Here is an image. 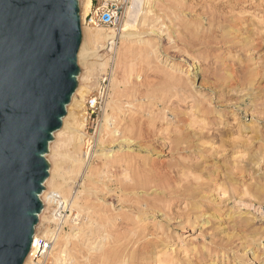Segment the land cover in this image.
Here are the masks:
<instances>
[{
    "label": "rangeland",
    "instance_id": "1",
    "mask_svg": "<svg viewBox=\"0 0 264 264\" xmlns=\"http://www.w3.org/2000/svg\"><path fill=\"white\" fill-rule=\"evenodd\" d=\"M150 10L139 29L160 33L148 36L154 48L104 44V72L81 58L68 126L101 86L105 103L84 122L93 147L81 171L56 159L69 174L50 183L40 231L59 239L49 242L59 264H264V0H152ZM112 96L120 110L101 135Z\"/></svg>",
    "mask_w": 264,
    "mask_h": 264
},
{
    "label": "water",
    "instance_id": "2",
    "mask_svg": "<svg viewBox=\"0 0 264 264\" xmlns=\"http://www.w3.org/2000/svg\"><path fill=\"white\" fill-rule=\"evenodd\" d=\"M80 0H0V264H25L79 85Z\"/></svg>",
    "mask_w": 264,
    "mask_h": 264
},
{
    "label": "bare ground",
    "instance_id": "3",
    "mask_svg": "<svg viewBox=\"0 0 264 264\" xmlns=\"http://www.w3.org/2000/svg\"><path fill=\"white\" fill-rule=\"evenodd\" d=\"M92 1L93 0H80L82 30H83V42H82V46H81L79 54H78V63H79V65L81 67H82L81 58L83 59V62L84 61L87 62L88 57H89V60H88L89 63L87 62V64H88V67H89L90 71L92 73H95L97 71V68H99L101 72H104L105 69L107 68L109 60H110V59L108 60L106 58H103L100 55V52L102 51V49H105L103 47L104 44L107 45L106 47H111V50H110L111 52L115 51V49L117 47V43L119 41H121L122 44H123V48H121V49H124L129 44H131V42H133V41H138L139 43L146 44V45H148V46H150L152 48L155 47L154 44L152 43V39H150V37L152 36V34L155 35V36L156 35L158 36L159 32L157 33L155 31H153L154 29L152 31H150V32H141V30L139 29V26L142 25V23H144V22L146 23V16L148 14L152 13L151 10H150L151 9V4H152V0H141L139 5H137L135 7H127L125 12H124L123 18H122L120 24L118 25V28H114V29H110V27L109 28H103V27L101 28L100 26H91L90 28L86 27V24L84 23V19H85L86 15L90 12L91 8H92ZM148 36H150V37H148ZM158 41H159V38H158ZM117 49H118L117 52L120 53L121 49H119V48H117ZM111 60L114 61V58H111ZM118 61L119 60L117 59V62ZM83 73H84V71H81L80 76L78 78L79 79V86H78V89H77L76 93L74 94V96L72 98V102L68 106V111L71 110L72 106L74 105V103L76 101V97H75L76 94L77 95L80 94V92L82 90V85L80 87V81L82 82V80L84 78V74ZM110 87L112 88L113 92H115L120 87V82L118 81V79L115 76L112 77V79H111ZM118 105H119V103L117 101H115L113 99V96H112L110 102H108V104H107L108 110H107L106 114L103 117L104 123H102L101 128H100V134L101 135H102L103 132L107 131L108 126L112 122L115 121L116 115H117V113L120 110ZM67 115H68V113H67ZM67 115H66V117H67ZM66 117L64 118L62 128L55 133L54 140L50 143L49 155H47L48 161L49 162L51 161L50 164L53 162L54 165H53V168H52V164H51L50 176H49L48 180L46 181L45 191L43 192V194L41 196V199H42L43 203H45L46 205L48 204L47 202L50 199L49 197H50L51 191L49 190L47 192V190L49 189L50 183L53 180L55 181L58 178H61L63 180V182H65L64 174H69V173L78 174L81 171V169H82V165L85 163V161L82 160V158L80 156V152H82V148L88 149L87 147H88V145L90 143L89 140L88 141L86 140L85 134L82 133L83 129L85 127V125H84V122L86 120L85 114H83V116H82L83 121L81 123H79L78 125H76L75 127H73V128L68 126L69 125L68 122H67L68 121V117L67 118ZM115 133H120V130L116 129V130L110 132V134H113V135ZM122 134H123L122 139L124 140V143L128 144V146L130 147L132 142H134V141H132L131 138H129L126 135H124L123 132H122ZM117 140H115V138H114V141H117ZM88 153L89 152L86 151L85 155L90 156V154H88ZM49 157H50V159H49ZM58 157H61L69 165L73 166L72 170L71 169H69V170L67 169V171L69 173H66L67 172L66 171L67 166H66V168H64L63 166L58 165L55 162ZM106 157L108 159H112V162H111L112 164H117V163H120L122 161V160H119L118 157H115L114 155H108ZM64 161H62L61 164ZM63 164L65 165V163H63ZM89 169H91V165L88 166V170ZM114 174H115V172H114ZM111 175H113V174H111ZM53 187H54V189H58L57 191L60 192V190H59L60 189V185L59 184L54 183ZM63 194H64V191H63ZM45 204H44V210H45ZM73 204H75V202ZM44 210H43V212L40 215V222L41 223H42V219L44 217V215L42 216V214L44 213ZM53 220L56 221V217ZM40 222H39V224L37 226V231H36V234H35L34 246H33L34 249L37 247V241H38L39 237H42L43 239H45V240H47L49 242L51 240L52 241L55 240V244L59 240L58 239L56 241V238H53L54 237V232H52L50 230H46L45 232L43 231V233H42L40 231V227H41ZM66 222H68V221L66 220L65 223ZM73 230H74V228H73ZM67 238L68 237H66V240H67ZM67 242H68V240H67ZM49 248H50V246L48 245V248L46 249V252L48 254L49 259L50 258L52 259V261H53L52 264H59L60 253H59V256L56 255V254L54 255L53 254V249H49ZM61 252H63L62 253V256H63V254L66 252V250L64 249ZM127 263H128V261H127ZM25 264H32V262L30 260V256L27 258Z\"/></svg>",
    "mask_w": 264,
    "mask_h": 264
},
{
    "label": "built area",
    "instance_id": "4",
    "mask_svg": "<svg viewBox=\"0 0 264 264\" xmlns=\"http://www.w3.org/2000/svg\"><path fill=\"white\" fill-rule=\"evenodd\" d=\"M130 3L131 0H93L92 8L90 12L86 15L84 23L91 26L117 27L120 24L124 16V12L126 8L130 5ZM105 83L106 80L103 81L104 85ZM105 92L106 90L103 88V86H101L98 92L96 93L97 96H93L87 99L85 103V118L87 120H91L94 116H96L103 102L105 103V96L107 94ZM85 136L87 138V141L90 140V143L87 148L89 154H91V149L93 147V139H89L87 135ZM64 206L65 203H62V207L60 210H62ZM60 213L61 212L58 211V215ZM48 245H50L49 241L43 239L42 237H39L37 241V247L35 249L32 247L30 253V260L32 264H46V249L48 248Z\"/></svg>",
    "mask_w": 264,
    "mask_h": 264
}]
</instances>
